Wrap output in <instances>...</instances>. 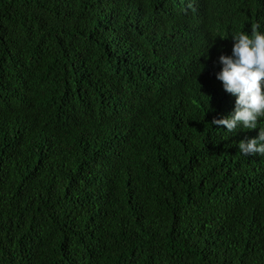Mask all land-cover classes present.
<instances>
[{
  "label": "trees",
  "instance_id": "obj_1",
  "mask_svg": "<svg viewBox=\"0 0 264 264\" xmlns=\"http://www.w3.org/2000/svg\"><path fill=\"white\" fill-rule=\"evenodd\" d=\"M256 24L264 0H0V264H264L259 127L211 123Z\"/></svg>",
  "mask_w": 264,
  "mask_h": 264
},
{
  "label": "clouds",
  "instance_id": "obj_2",
  "mask_svg": "<svg viewBox=\"0 0 264 264\" xmlns=\"http://www.w3.org/2000/svg\"><path fill=\"white\" fill-rule=\"evenodd\" d=\"M231 36V55H220L222 67L216 78L224 91L235 97V105L227 116L214 117L211 123L226 126V132L233 135L259 127L258 135L241 140L238 148L245 156L264 157V30L256 24L251 34L237 31Z\"/></svg>",
  "mask_w": 264,
  "mask_h": 264
}]
</instances>
